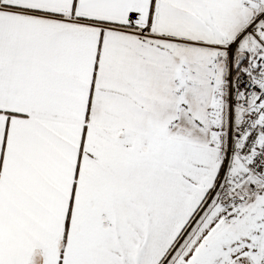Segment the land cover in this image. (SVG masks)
<instances>
[{
    "label": "snow or ice",
    "instance_id": "obj_1",
    "mask_svg": "<svg viewBox=\"0 0 264 264\" xmlns=\"http://www.w3.org/2000/svg\"><path fill=\"white\" fill-rule=\"evenodd\" d=\"M0 264H264V0H0Z\"/></svg>",
    "mask_w": 264,
    "mask_h": 264
}]
</instances>
